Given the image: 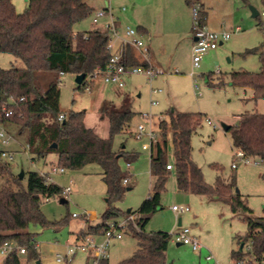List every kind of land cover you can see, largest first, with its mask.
Wrapping results in <instances>:
<instances>
[{
	"label": "rangeland",
	"instance_id": "374dc122",
	"mask_svg": "<svg viewBox=\"0 0 264 264\" xmlns=\"http://www.w3.org/2000/svg\"><path fill=\"white\" fill-rule=\"evenodd\" d=\"M82 1L92 11L104 7V1L109 2L110 8L116 11L125 7L126 11L117 12L125 26L136 29L139 24H144L148 33L155 36L150 45L154 58H157L164 72L157 74L151 81L143 74L128 75L124 78L123 89L104 83L100 75L95 76L92 82L87 78L85 85L79 89L74 82V75L58 76L61 111L84 112L85 125L96 129L100 136L106 135L108 129L107 121L101 119L98 113L103 103L110 102L119 106L125 102L138 114L132 119L129 130L115 136L113 140V148L124 152L119 158V167L130 176L129 184L123 185L121 199L107 201L106 186L99 174L100 169L95 164L80 170L65 169L63 173L47 174L48 182L58 185L62 190L69 187L70 192L64 198L66 204H60L59 199L63 197L55 195L40 206L48 221L64 222L57 227H29V231L35 235L39 260L43 264H88L90 257L80 252L65 257L68 248L79 243L76 235L85 230L87 224L101 223L102 215L107 209L120 212L110 223L122 222L127 217L123 214L128 209L133 213L138 210L152 192L154 177L150 175L149 149L144 146L148 139L145 135L137 139L134 130L139 124L147 129L150 121L158 134V122L166 120V113L170 110L201 115V122L191 138V148L192 160L200 168L205 183L213 186L217 177L228 183L233 177L236 185L234 192L242 197L252 215L264 216V169L240 162L235 156V150H232L230 133L221 128V124L236 126L239 115L253 112L264 114V98L255 101L251 90L235 87L230 81L232 72L258 73L261 69L258 54L250 53L264 39L263 32L257 25L258 21L251 17L250 11L252 7L260 14L264 8L261 0H191V5H187L186 0ZM27 2L28 0H12L14 8L20 14L27 9ZM193 5L202 6L207 11L206 30L230 33V38L223 45L208 51L202 57L199 67L194 70V78L189 76ZM91 17L90 14L77 23L73 31L82 33L95 29L98 25L91 23ZM260 20L264 22V17H260ZM236 27H239V31L231 33ZM12 68L21 69L24 64L9 54L0 53V69ZM216 71L219 73L216 74ZM88 85L90 90L86 91L85 87ZM155 102L156 104H152ZM142 115H148L150 119L146 120ZM1 127L9 132L11 140L7 145L0 141V151L11 153L13 159L0 160L7 163L11 171L10 174L0 176V190L7 187L16 190L13 177L18 178L21 171L23 177L19 179L20 185L25 189L28 172L45 173L57 167L55 152L32 160L26 151L25 138L15 135L14 127L9 124ZM127 154L135 157L127 159ZM170 161L171 147L167 150V163H171ZM128 162L129 168L126 166ZM234 163L236 167L232 168ZM160 204V208L150 216L144 230L146 233L170 234L165 264H232L231 250L249 253L248 243L237 246L235 242L236 236H245L247 233L244 214H232L230 207L217 197L210 199L178 191L173 172L167 176ZM172 206L187 207L188 210L177 213L172 211ZM85 214H90L93 218L90 220ZM178 219L180 226L177 224ZM176 234L197 238L202 249L194 252L189 245H177L173 241ZM102 239V236L95 237L97 242ZM135 249L134 236L126 228L123 229L121 239H113L107 248L108 264L127 261ZM208 254L213 259L207 262L205 257ZM57 256L64 260L57 263ZM21 264L32 262L22 256Z\"/></svg>",
	"mask_w": 264,
	"mask_h": 264
},
{
	"label": "trees",
	"instance_id": "16d2710c",
	"mask_svg": "<svg viewBox=\"0 0 264 264\" xmlns=\"http://www.w3.org/2000/svg\"><path fill=\"white\" fill-rule=\"evenodd\" d=\"M186 3L191 5L192 2L186 0ZM261 3L264 6V0ZM91 13L92 8L82 0H28V7L22 14L15 12L11 0H0V53L9 54L24 64L21 69H0V125L13 126L15 135L25 138L27 153L32 160L55 152L57 166L64 169L80 170L87 165H97L106 186L107 201L112 202L121 199L123 179L130 177L119 167L118 161L124 152L113 148V140L129 130L132 119L138 113L125 102L119 106L103 103L98 113L101 119L107 121L108 137L101 138L85 126L84 112H63L59 106L57 80L60 73L84 74L86 78L103 70L109 62L111 54L107 49L106 31H73V27ZM204 16L201 6L198 12L200 25H204ZM260 17L258 14L254 18L264 35V22ZM250 53L258 54L260 71L232 72L230 81L235 87L251 90L256 101L264 98V39ZM127 56L128 64L135 65L130 49H127ZM3 106L12 109L7 118L3 115ZM61 114L64 118L59 122L57 118ZM166 116V120L158 122V134L149 149L150 175L154 177L152 192L135 213L123 214L135 215V223H129L125 228L134 236L136 249L121 264H165L170 234L146 233L144 228L150 216L161 206L160 195L170 172L175 176L178 191L210 199L217 197L230 207L232 214H244L247 233L236 236L235 242L237 246L248 243L250 251L244 254L233 249L230 259L250 257L260 262L264 252V216L252 215L242 197L234 192L236 185L233 177L228 183L217 177L214 185L210 186L192 160L191 138L201 122V115L170 110ZM227 132L230 133L232 150L241 152L247 158L264 161V114L239 115L237 125L230 126ZM169 136L172 163H167ZM52 144L56 147L53 148ZM133 157V154L126 155L127 159ZM168 164L172 165V170L166 169ZM10 173L8 164L0 161V176ZM27 177L25 189L21 187L19 178L13 177L17 189L7 187L0 190V245L6 241L16 242L24 247L26 260L36 261L39 254L35 247V235L29 227H57L64 222L48 221L40 209L44 201L60 195L62 189L36 171L28 172ZM119 214V211L107 209L101 223L88 225L76 235V239L89 235L102 236L109 229L110 221ZM21 256L13 252L2 264H21ZM101 264H108L107 259Z\"/></svg>",
	"mask_w": 264,
	"mask_h": 264
},
{
	"label": "built area",
	"instance_id": "2783aa9c",
	"mask_svg": "<svg viewBox=\"0 0 264 264\" xmlns=\"http://www.w3.org/2000/svg\"><path fill=\"white\" fill-rule=\"evenodd\" d=\"M200 7L193 5L192 14H193V26H192V37L193 42L190 48L191 55V72L189 76L194 78L196 75L194 70L199 67V63L202 57L208 52L215 50L219 44L224 41H227L230 38V33L227 32H213L208 31L205 28V25H200L198 23V12ZM91 22L93 25H98L100 20L103 18H107L106 22L102 25V30L106 31L108 34V43L107 49L110 52L111 56L108 64L103 70L96 71L93 76H87L83 82L82 86L85 85L86 79L88 78L91 82L94 80V77L100 75L104 81V83L108 85L116 86L117 88H123L125 86L124 78L128 75L133 74H143L150 81L160 73H163L162 70L155 68L151 62V52L149 46L144 42L142 34L135 28H131L129 26H125L122 32L116 25V18L114 15L108 10H97L92 12L91 14ZM260 16L264 17V9L260 12ZM238 28H236V31ZM118 41V50L115 49V42ZM127 49L134 55L135 65L128 64V56ZM219 72L216 71V74ZM62 76V73L59 74ZM195 80V79H194ZM86 91L90 90L89 85L85 87ZM156 92V91H154ZM22 100V99H20ZM13 103V102H12ZM152 104H156L152 103ZM3 115L5 118L9 117L12 114V109L7 106H3ZM142 117L146 120H149L150 117L148 115H142ZM64 116L61 114L57 120L59 122L62 121ZM210 123V121H207ZM215 127V126H214ZM135 137L137 139H141L144 135L148 139V142L144 143L148 149H150V145L155 141L157 134L155 130L152 128L150 121L149 127L145 129L142 125H137L134 130ZM9 140H11V136L5 131L0 125V141L3 145H7ZM27 151V147H26ZM235 156L240 160V162L244 164H250L255 167H259L264 169V161L259 158H247L241 152L235 151ZM0 159L5 161H11L13 159V155L7 151H0ZM127 168L130 167L129 163H127ZM236 164H232V168H235ZM167 170H172L173 167L171 164L166 165ZM65 171L62 167H53L50 170V173H63ZM46 180L47 174L40 173ZM48 181V180H47ZM129 182V177L123 179V184L127 185ZM70 192V188L66 187L61 190L59 196L65 198ZM172 211L177 213L186 212L188 210L187 207L182 206H172ZM74 216V215H73ZM87 218L91 220L93 216L90 214H85ZM135 215L129 214L125 217L122 222L115 223L112 222L109 224V229L102 235L103 239L99 242L95 240V236L89 235L83 239H80L78 244L71 246L68 248L66 252V256H73L76 252H80L81 254L88 255L90 257L88 264H101V262L107 259V248L110 245L113 239L119 240L121 239V228H125L130 222L133 223L135 220ZM88 219V220H89ZM117 225V227H116ZM120 228V229H118ZM173 241L177 244H185L189 245L194 252H199L202 249V245L195 237H188L183 234H176L173 237ZM35 247H37L35 243ZM247 251H250V246ZM17 252L19 255L25 254L24 247L19 246L16 242L6 241L0 245V264H2L3 260L9 256L11 253ZM213 259L211 254H208L205 257V260L208 262ZM64 259L59 256L56 257L55 261L57 263H61ZM215 264H217L215 262ZM232 264H264V252L260 262H255L251 260L250 257H246L244 259H237L232 261Z\"/></svg>",
	"mask_w": 264,
	"mask_h": 264
},
{
	"label": "crops",
	"instance_id": "0c3cea01",
	"mask_svg": "<svg viewBox=\"0 0 264 264\" xmlns=\"http://www.w3.org/2000/svg\"><path fill=\"white\" fill-rule=\"evenodd\" d=\"M12 1V0H11ZM27 5H28V2H27ZM89 6V5H88ZM28 7V6H27ZM106 9H108L113 15H114V17L116 18V25H117V27L119 28V30L122 32V30H123V28L125 27V23H123L122 21H121V19H120V14L119 13H117V12H122V11H126V8L125 7H122V8H118L117 9V11L116 10H113L112 8H110V5H109V2H107V1H104V7H102V8H100L99 10H106ZM93 10V9H92ZM95 11V10H94ZM94 11H92V12H94ZM15 12L17 13V11H16V9H15ZM204 12H205V16H204V25L207 23V11L206 10H204ZM17 14H20V13H17ZM92 14V13H91ZM106 20H107V18L105 17V18H103V19H101L100 20V22H99V24H98V26L95 28V29H91V30H102V25H103V23L104 22H106ZM92 23V22H91ZM236 28H238V30L236 31ZM231 33H235V32H238L239 31V27H236ZM141 34H142V36H143V40H145V42H147V45L149 46V48H150V52H151V62H152V64H153V66L155 67V68H158V69H160V70H162V68L159 66V62H158V60H157V58L155 57L154 58V53H153V51H152V47H151V45H150V41H152V39L155 37V36H151L149 33H148V29H147V27L144 25V24H139L138 26H137V28H136ZM217 29V28H216ZM90 30V31H91ZM192 30V29H191ZM191 36H192V34H191ZM144 37H145V39H144ZM192 42H193V37H192V39L189 41V47H191V45H192ZM226 41H224V42H222V44L221 45H223L224 43H225ZM118 41H116L115 42V50L114 51H116V50H118ZM221 45H219V46H221ZM218 46V47H219ZM131 55H134V52L132 53L131 52ZM134 59V58H133ZM163 71V70H162ZM164 72V71H163ZM113 86V85H112ZM113 87H116V86H113ZM125 87V86H124ZM123 87V88H124ZM117 88V87H116ZM123 88H118V89H123ZM126 98V96L124 97V99ZM85 124V123H84ZM86 126V125H85ZM107 126H108V124H107ZM87 127V126H86ZM87 128H90V129H92L95 133L97 132V130L96 129H94L93 127H87ZM106 132H107V134L106 135H102V136H100V135H98V133H96L99 137H101V138H107L108 137V129H106ZM169 147H171V145L169 144ZM122 148H124V147H122ZM56 157V161H57V156H55ZM171 163H172V161H170ZM50 172H45L44 174H49ZM129 179H130V177H129ZM128 184H129V182H128ZM180 219H178V221H179ZM177 224H178V222H177ZM86 226H88V224L86 225ZM85 226V227H86ZM81 230H83V229H81ZM79 241V240H78ZM24 256V255H23ZM22 257V256H21ZM39 260V259H38ZM37 261V260H36ZM36 261H31L32 262V264H35V262ZM40 261V260H39ZM87 263H89V261L87 262ZM40 264H43L41 261H40Z\"/></svg>",
	"mask_w": 264,
	"mask_h": 264
},
{
	"label": "water",
	"instance_id": "95a60500",
	"mask_svg": "<svg viewBox=\"0 0 264 264\" xmlns=\"http://www.w3.org/2000/svg\"><path fill=\"white\" fill-rule=\"evenodd\" d=\"M250 11H251V17L254 18V17H256L258 15V12L255 9H253L252 7H250ZM219 45H221V43ZM84 79H85V75L84 74L76 75L75 76V79H74V82L79 86V85L82 84V82H83ZM221 128H222V130L224 132H227L229 130L230 126L229 125H225V124H221ZM52 147L55 148L56 145L55 144H52ZM22 177H23V171L20 172L18 178L21 179ZM65 202H66V200L64 198H60L59 199V203L60 204H64ZM130 211L131 210L128 209L126 212L127 213H130ZM178 226H180V220L178 221ZM177 245H180V244H177ZM35 264H40V261L37 260L35 262Z\"/></svg>",
	"mask_w": 264,
	"mask_h": 264
}]
</instances>
